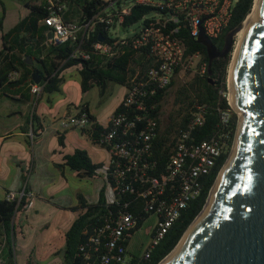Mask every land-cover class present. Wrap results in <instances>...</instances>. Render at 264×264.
<instances>
[{"label": "trees", "instance_id": "1", "mask_svg": "<svg viewBox=\"0 0 264 264\" xmlns=\"http://www.w3.org/2000/svg\"><path fill=\"white\" fill-rule=\"evenodd\" d=\"M70 4H73L77 9L76 17L86 23L109 2L106 0H70L69 6ZM27 5L29 13L7 31L3 30L5 11L0 15V29L2 31L0 99L34 103L28 125L23 127V131L27 132L28 136L27 144L31 145L41 134L39 131L43 129L35 106L40 97L37 98L36 93L32 91V85L35 83L33 78L35 72L41 75L40 84L43 88L40 95L50 97L54 92H61L62 83L65 79L63 72L74 66L80 75L82 94L88 92L95 85H99L103 92L109 82L120 83L129 87L130 78L135 73L134 68L145 70L154 63V58L148 48H134L132 43L123 45L113 55L101 54L95 50L94 43L102 40V38L103 42L106 43H114L118 39V35L112 33L111 28L106 24L98 25L88 37L83 38L81 36L75 41L54 43L49 40L48 27L40 23V20L48 14L47 0H41L39 4ZM253 5L254 0H238L235 3L228 24L222 29L218 37L212 38L218 48L223 47L227 35L248 16ZM172 14V10L148 2L133 0L130 13L124 16L122 29L126 31L129 27L140 22L141 26L135 29L133 35L138 36L137 32L142 25L149 21L162 23ZM166 27L177 28L172 35L184 43L187 55L197 51L201 52L203 58L208 61L207 72L204 74L195 72L188 81L175 89V101L165 124L162 115L164 103L171 87L175 84L179 68L176 69L168 86L159 88L154 95L146 98L151 101L150 103L155 104L154 110L149 109V116L156 117L158 121L156 135L151 141L150 150H142L138 154V168L127 173L125 180L122 181V183L130 185L128 190L119 192L116 188V180L111 174L116 168V164L109 161L106 179L113 188L114 199L112 201L107 200L105 187H103L97 201H88L87 198L80 195L78 204L68 207L77 212V216L64 233L61 264H158L174 249L204 207L210 190L229 157L238 125V113L236 111L232 113V132L228 148L217 159L210 172L201 176L202 188L199 196L190 200L181 210L180 216L167 229L160 241L151 247L149 255L145 253L137 255L129 250V242L132 236L142 227L144 221L154 214L153 210L147 208V201L150 196L141 194L146 193L149 182L135 178L134 172L155 177H160L166 172L179 130L191 117V110L195 104H204L206 109L204 124L198 126L191 133V138L196 141L209 138L220 127V110L231 108L227 98V73L231 53L210 60L206 46L192 34L189 25L182 17H179L177 22L168 21ZM84 53H88L89 57H84ZM28 57H32L34 62H28ZM121 106L120 103L113 115L121 109ZM82 107L88 112L93 122L90 128L82 129V133L86 134L92 143L99 144L107 150L115 142H124L130 147H142L144 145V139L140 135L141 122H136V126L133 128L134 133L129 132L127 135L117 133L108 140L106 138L108 133L114 129L111 118L107 124L100 123L90 113L88 104H83ZM66 133L67 129L59 132L58 141L61 146L65 145ZM144 162L149 163L148 167L142 166ZM57 166L59 168L67 167L79 177L95 178L100 176L98 171L103 168L104 162L95 161L88 148L77 146L72 151L65 153L63 161ZM120 170L125 172L123 166H120ZM167 188H170V185H167ZM26 190L28 189L26 188ZM29 203L26 196L20 200H9L6 196L0 199V255L3 256V264H16L13 241L23 232L19 218L27 211ZM121 212L131 213L136 219V225L124 230L116 245L111 249L108 246L110 231ZM104 257H108V261H105ZM29 260V264H34L31 262L34 260L33 256Z\"/></svg>", "mask_w": 264, "mask_h": 264}, {"label": "built area", "instance_id": "2", "mask_svg": "<svg viewBox=\"0 0 264 264\" xmlns=\"http://www.w3.org/2000/svg\"><path fill=\"white\" fill-rule=\"evenodd\" d=\"M69 1L47 0L48 14L40 20V23L48 27V34L51 32L49 40L54 43L75 41L81 36L88 37L100 24L109 25L111 31L112 29H122L124 16L130 13L133 4L126 5L125 0H106L109 4L88 22L83 23L79 19H65L64 14L69 7ZM138 1L172 10L173 14L162 23L149 21L142 25L137 32L138 36H133L134 29L131 36H121L115 33L118 35V39L114 43H106L103 40L94 43L95 50L105 55H113L123 45L132 43L134 48H148L154 58V63L145 70L134 68L135 73L130 78L127 93L121 102V109L111 117L114 129L108 133L106 137L108 140L117 133L123 135H127L129 132L134 133L133 128L136 126V122L142 124L140 135L144 139L142 147H130L127 143L115 142L108 150L110 162L116 164V168L111 174L116 180V188L119 192L130 188L129 184H124L122 181L125 180L127 173L138 168V154L142 150H150L151 141L156 135L157 118L149 116V109L154 110L155 104L150 103L151 101L146 98L154 95L159 88L168 86L177 68H179V72L191 70L199 74L206 73L208 69V61L203 58L201 52L197 51L187 55L184 43L172 35L177 28H167V22L171 20L177 22L179 17H182L196 38L200 36L202 29L210 38H216L228 24L232 8L238 0ZM83 55L86 58L89 57L88 53ZM42 88L40 83L32 85V91L36 94H39ZM229 104L231 108L220 110V127L209 138L201 141L191 138V133L198 126L204 124L206 109L204 104H195L191 110V117L179 130L166 172L160 177L145 176L144 173L134 172L135 178L149 182L146 193L141 194L150 196L147 208L153 210L158 218L151 242L144 252L146 255H149L151 247L160 241L167 229L180 216L181 210L187 203L199 196L202 188L201 176L210 172L217 159L228 148L232 132V113L235 111L230 101ZM92 124L88 112L82 106L73 113L65 114L61 119V126L65 130L90 128ZM148 165V162L142 164L144 167H148ZM120 166H123L126 175L120 170ZM26 171L30 172L28 166ZM167 185H170V188H167ZM26 188L27 185L20 191L9 190L6 193V198L20 200L23 196L28 199L34 196V193ZM135 225L136 219L131 213L121 212L110 231L108 246L112 249L122 236L123 231ZM104 259L108 261L109 258L104 257ZM0 264H3L2 259H0Z\"/></svg>", "mask_w": 264, "mask_h": 264}, {"label": "water", "instance_id": "3", "mask_svg": "<svg viewBox=\"0 0 264 264\" xmlns=\"http://www.w3.org/2000/svg\"><path fill=\"white\" fill-rule=\"evenodd\" d=\"M258 10L262 18L251 22L232 65L230 96L234 110L243 115L233 142L237 139L235 154L210 190L206 213L165 264H264V0H258ZM246 18L230 31L222 48L202 29L198 40L210 60L232 53ZM28 62H34L32 57ZM33 78L40 83V73Z\"/></svg>", "mask_w": 264, "mask_h": 264}, {"label": "rangeland", "instance_id": "4", "mask_svg": "<svg viewBox=\"0 0 264 264\" xmlns=\"http://www.w3.org/2000/svg\"><path fill=\"white\" fill-rule=\"evenodd\" d=\"M18 1L22 2L24 0H2V2H4L7 6H12ZM127 1L131 2L132 0ZM140 26L141 23L139 22L129 27L126 31L123 29H112V33L127 36L130 35L134 29L139 28ZM237 42L238 34L235 36L233 51ZM233 51L231 53L230 62L233 57ZM230 62L228 66L227 83H229L228 75ZM188 72L189 71L179 72L175 78V84L171 87L168 95L166 96L162 112L164 124L167 120L168 114L173 108V102L175 101V89L188 81L193 74H195L194 71ZM109 83L112 86L107 90L105 95L101 94L100 86L95 85V87H93L84 97V99H87L92 104L94 109L100 113L98 118L103 122H106V120L111 117L115 108L122 99V97L117 93V89L120 86L114 82ZM46 96L47 95H45L44 98H46ZM51 96L53 97L51 101H43L42 104L44 106L53 108L62 101L68 103L72 102L74 104H70L68 113H70L69 111L75 110L74 105L80 103L83 97L80 89V75L76 68H71L66 71L65 79L62 83V91L54 92ZM27 109L33 110L34 103H23L10 100L0 102V111L4 110V116L0 118V135H5L9 131L17 132L19 126L26 119L25 113ZM8 111H13V113L10 115V112L8 113ZM238 112L240 113V111ZM20 113H23L24 117H22ZM239 115L240 114H238V120ZM51 116L52 115L48 116L50 124ZM72 132L74 134H80V130H74ZM72 136L75 135H69L67 137L69 145L72 143ZM40 138V141L34 142L33 146L28 145L25 137L20 136L19 134L4 141L6 142L3 147L4 162L6 161L10 167L7 177L8 184L17 189H23L24 186L27 185V187L31 191L33 190L34 193V196H32L33 204L38 199L39 194L51 199V203L56 205L50 210V216L48 214L46 217L45 214L48 213V209L51 208V206L48 205L46 208H40L39 213L41 215L44 214V216L43 219L37 222L34 221L36 219L35 212L32 211L31 208L29 209V220L24 228L26 236L25 238H22L21 241L25 244V247L19 250L16 258V264H29L30 255L34 257V260H31L34 264H44L48 260V257L46 258V256L52 254L56 248L62 245L64 233L75 218V212L68 208L69 205H75L79 202L78 193H82V195H85L87 198L95 200L98 197L101 185L104 182L103 177L101 176L95 178L78 177L67 167L55 168L50 156L51 150L59 146L58 134L54 131V129H50L44 133L43 137L41 136ZM20 144L26 147L24 150H26L30 156L35 155L34 170L32 172L25 171L24 175L23 171L17 165L12 163L10 160H7L8 154L11 151H13L15 155H19L21 153L20 150L24 152L23 148L20 147ZM107 156V153L101 150L95 154V159L97 161L105 160ZM109 200H113L112 194H109ZM31 211L33 212L32 214ZM157 219L156 214L148 217L144 221L142 227L132 236L128 247L132 253L137 255L144 254L146 248L151 242V233L157 224ZM44 222L47 223L43 225ZM49 264L57 263L54 261Z\"/></svg>", "mask_w": 264, "mask_h": 264}, {"label": "crops", "instance_id": "5", "mask_svg": "<svg viewBox=\"0 0 264 264\" xmlns=\"http://www.w3.org/2000/svg\"><path fill=\"white\" fill-rule=\"evenodd\" d=\"M40 2H41V0H24L22 2L21 1H18L16 3H14L12 6H7L4 2H2V0H0V15H1L2 12L5 11V16H4V19H3V30L4 31L9 30L22 17L26 16L29 13V7H28L27 4H33L34 5V4H39ZM113 3L115 5L116 2L114 1ZM132 3H133V0L131 2H128L127 0H125V4L126 5H129V4H132ZM76 10H77L76 7L73 4H70V6L68 7L67 11L64 14V17L67 20L78 19L76 17V15H75L76 14ZM1 35H2V31L0 29V49L2 48V38H1ZM48 37L50 39L49 34H48ZM71 68H76V67L74 66V67H71ZM71 68H68V69H71ZM68 69H66L63 72L64 77H65V73H66V71ZM117 85L120 86L117 89V93L122 97V99H121V102H122V100L124 99V97H125V95L127 93L128 86L127 85H124V84H120V83H117ZM111 86L112 85L110 83H107L106 86H105L104 91L103 92L101 91V94H104L105 95L106 92H107V90ZM41 92L39 94H36L37 95V98H39V97L40 98L37 99V102L35 103V106H36V112H37V114H38V116L40 118V121L42 123L43 129H41L39 131L41 134L36 138V140L34 142H37V141L39 142L40 139H41L40 137L41 136L43 137L44 133L46 131L50 130V129H54V131L57 132L58 135H59V132L65 131V129H63L62 126H61V119H62V117L65 114L68 113V109L70 108V104H74L72 102L68 103V102H63L62 101L61 103L59 102L53 108L52 107L44 106L42 104L43 101H51L53 99V97L52 96H50V97L46 96V98H44L45 95H40ZM88 92H86V93L83 94V97H82V100H81L80 103H77V104L74 105L75 106V110L78 109L79 107H81L83 104H88L90 113L96 117L97 121L100 122V123L107 124L109 122L110 118L112 117L113 113L115 112L116 108L119 106V104L121 102L115 108V110L112 113L111 117H109L106 120V122H103V121H101L98 118V116H99L100 113L97 112L94 109V107L92 106V104L87 99L86 100L84 99V97L88 94ZM4 100H8V99L2 98V99H0V102H2ZM75 110L74 111H69V112L70 113H73V112H75ZM32 111L33 110L27 109V111L25 113L26 119L19 126V129L17 130V132L9 131L5 135L4 134L3 135H0V199L1 198H5L6 193L9 190H14V191H16V190H18V191L22 190L21 188H18L17 189V188H14L12 185L8 184L7 177H8V172H9L10 167L8 166V164H7L6 161L4 162V150H3V147H4V144H6V142H4L6 139H8V138H10L12 136H15L17 134H19L20 136H24L25 137V140L27 141V139H28L27 132L23 131V127H26L28 125V120H29V117L31 116ZM9 112H10V115L13 113V111H8V113ZM20 115L22 117H24V114L23 113H20ZM50 115H52L51 116V124H50L49 118H48V116H50ZM3 116H4V110H1L0 111V118L3 117ZM74 130H80V134H74L72 132ZM69 135H75V136H72V139H71V142L72 143H71V145H69V142L67 140V137ZM33 143L31 144L32 146H33ZM20 145H21L20 147H22L23 150L26 148L24 145H22V144H20ZM58 145L59 146H57V147H55V148H53L51 150V156H50V159L52 160L53 166L55 168H59L57 166V164H59V163H61L63 161V155L65 153L69 152V151H72L77 146H84V147L88 148V150L90 151V153H91V155H92V157L94 158L95 161H97L95 159V154L97 152L101 151V150L102 151H105L108 156L106 157L105 160H99L98 161V162H101V161L104 162L103 168H101L98 172L100 173V176L103 177V180H104V182L101 185V188L105 187V192H106L107 200L110 201L109 200V194H112L113 195V199H114V191H113V188L108 183V181L106 179V170H107V167H108L109 161H110V154H109V151L106 148L102 147L99 144L92 143V141L89 139V137L86 134L82 133V129H77V128L67 129V133L65 134V145L64 146H61L60 143H59V141H58ZM20 152L21 153L19 155H15L13 153V151H11L8 154V157H7L8 159L7 160H10L12 163H14L15 165H17L23 171V175H24L27 166L30 169V172H32L34 170V168H35V155L30 156L26 152V150H24V152L20 150ZM73 173L75 174V172H73ZM27 189L29 191H31L28 187H27ZM32 192H33V190H32ZM99 193H100V191H99ZM80 195H82V193H78V197ZM83 196L85 198H87L85 195H83ZM98 198H99V195H98V197L95 200H92L90 198H87V199H88V201L95 202V201L98 200ZM50 200L51 199H49L47 197H44L43 195H39L38 194V199L33 204L32 203L33 202V198L32 197L29 198V202H30L29 203V207H28L27 211L24 214H22L20 216V218H19V224H20L23 232L21 234H19V236H17L16 240L13 241L16 258H17V254H18L19 250H21V249H23L25 247L24 246L25 244L22 243L21 241H22V238H25V236H26L25 229L24 228L27 225L28 220H29V209L31 208V210L35 212L36 219L34 221L37 222V221L43 219V216H44V214L41 215L39 213L40 212V208H46L48 205L51 206V208L48 209V213L45 214V217H46L51 212L50 210L54 206H56V205L52 204ZM69 206H72V205H69ZM32 211H31V214L33 213ZM49 216H50V214H49ZM76 216H77V212H75V217ZM37 217H41V218H37ZM47 222H44L43 225L46 224ZM63 247H64V237H63L62 245L60 247L56 248L55 251L52 254H49V255L46 256V258L48 257V260L44 264L53 263L54 261L57 264L58 263L61 264L62 263V250H63ZM57 252H59V253L57 254ZM31 256L32 255H30L29 257H31ZM0 259L3 260V256L1 257V255H0ZM33 259H34V257H33Z\"/></svg>", "mask_w": 264, "mask_h": 264}, {"label": "bare ground", "instance_id": "6", "mask_svg": "<svg viewBox=\"0 0 264 264\" xmlns=\"http://www.w3.org/2000/svg\"><path fill=\"white\" fill-rule=\"evenodd\" d=\"M261 18H262L261 12L258 10V0H255L251 12L248 14V16H247L245 22L243 23L241 29L237 33L238 34V42L236 43L235 49L233 51V57H232V60L230 62V67H229V75H228V82H229L228 83V85H229V93H228V95L229 96L228 97H229L230 103L234 107H236V104L233 101L232 97L230 96V86H231L232 65H233V60H234V57H235V53H236V50H237V48H238V46H239V44H240L245 32H246V30L249 28L251 22L253 20H260ZM239 114H240V119H242V117H243L242 111H240ZM236 144H237V139H236V141H235V143L233 145V148H232V151L230 153V156H229V158H228V160H227L226 164L224 165V167H223L221 172H224V170L230 164V162H231V160H232V158H233V156L235 154V151H236ZM218 182L219 181H217L216 184H218ZM207 209H208V203L206 204L204 209L201 211V213L198 215V217L195 219V221L192 223V225L189 227V229L186 231L184 237L182 238V240L180 241L178 246L165 259H163L159 264H165L167 260H169L173 255H175L178 252V250L181 248V244H182L183 240L185 239V237L189 234L190 230H192L193 227L201 220V218L206 213Z\"/></svg>", "mask_w": 264, "mask_h": 264}]
</instances>
